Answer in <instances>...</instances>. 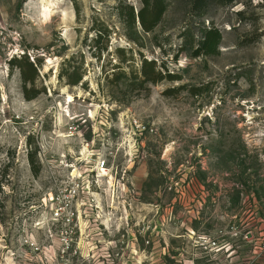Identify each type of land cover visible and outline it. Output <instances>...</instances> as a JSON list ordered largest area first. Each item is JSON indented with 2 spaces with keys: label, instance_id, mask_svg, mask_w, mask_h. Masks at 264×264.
Here are the masks:
<instances>
[{
  "label": "rangeland",
  "instance_id": "rangeland-1",
  "mask_svg": "<svg viewBox=\"0 0 264 264\" xmlns=\"http://www.w3.org/2000/svg\"><path fill=\"white\" fill-rule=\"evenodd\" d=\"M79 5L78 15L71 0H0V264L264 261V0L202 9L169 0L138 44L117 0ZM97 21L113 32L101 60ZM213 27L220 53L195 57ZM119 48L136 67L145 57L182 80L109 82ZM26 53L41 60L33 101L7 63ZM80 54L84 80L71 87L61 66L72 56L81 65ZM36 148L38 177L28 160ZM99 160L107 167L98 173Z\"/></svg>",
  "mask_w": 264,
  "mask_h": 264
},
{
  "label": "trees",
  "instance_id": "trees-1",
  "mask_svg": "<svg viewBox=\"0 0 264 264\" xmlns=\"http://www.w3.org/2000/svg\"><path fill=\"white\" fill-rule=\"evenodd\" d=\"M71 1L79 15V0ZM117 1L119 2V17L126 27L127 37L129 40L138 44L142 33H153L159 26L168 9L169 0H143V6L138 11L133 6L126 4L123 0ZM208 1L209 0H194V6L196 9H202L207 5ZM234 1L235 0H219L222 4H229ZM93 31L96 34L93 40V49L98 51L94 54V57L101 60L104 54L109 52L113 32L105 23L98 21L95 23ZM203 33L200 45L194 53L195 57L218 55L223 39L221 32L213 27L206 29ZM116 53L119 63L114 67L117 71L114 72L113 79L109 78V82L113 84L127 81L129 87L134 89H146L150 84L158 85L164 81L175 82L182 80L180 76L169 73L162 64L159 65L157 61L148 60L145 57L141 58L140 68L136 67V58L132 50L119 48ZM80 57L82 58L81 65H75L76 56H72L62 63L59 78L65 80L68 86L76 87L83 83L84 73L82 70L85 64V55L80 54ZM7 63L9 65L10 75H13L16 69L20 71L23 81L24 98L27 101H33L38 98L42 94V91L37 87V82L40 77L38 64H41V60L37 57L32 58V56L26 53L22 56H14ZM126 68H128L129 73ZM184 89H186V86L169 88L164 92V95L169 98L175 97ZM201 91L202 88L199 87H192L190 89V93L193 96L200 95ZM37 154V148L35 151H31L28 154L29 164L35 177H38L42 171V166L38 161ZM247 233H249V231Z\"/></svg>",
  "mask_w": 264,
  "mask_h": 264
},
{
  "label": "built area",
  "instance_id": "built-area-1",
  "mask_svg": "<svg viewBox=\"0 0 264 264\" xmlns=\"http://www.w3.org/2000/svg\"><path fill=\"white\" fill-rule=\"evenodd\" d=\"M106 165H107L106 164V160H99L97 162V167H96L98 173L99 172H104L106 170V167H107ZM260 250H261L262 253H264V242L260 245Z\"/></svg>",
  "mask_w": 264,
  "mask_h": 264
},
{
  "label": "bare ground",
  "instance_id": "bare-ground-1",
  "mask_svg": "<svg viewBox=\"0 0 264 264\" xmlns=\"http://www.w3.org/2000/svg\"><path fill=\"white\" fill-rule=\"evenodd\" d=\"M72 101H73V99H72V97H70V98H69V102H72Z\"/></svg>",
  "mask_w": 264,
  "mask_h": 264
},
{
  "label": "crops",
  "instance_id": "crops-1",
  "mask_svg": "<svg viewBox=\"0 0 264 264\" xmlns=\"http://www.w3.org/2000/svg\"><path fill=\"white\" fill-rule=\"evenodd\" d=\"M259 264H264V261L260 262Z\"/></svg>",
  "mask_w": 264,
  "mask_h": 264
}]
</instances>
